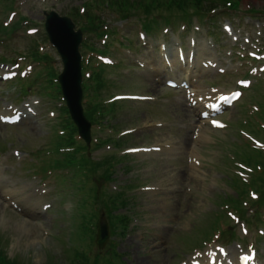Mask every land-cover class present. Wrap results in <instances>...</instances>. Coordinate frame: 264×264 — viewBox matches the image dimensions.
Returning <instances> with one entry per match:
<instances>
[{"label": "rangeland", "instance_id": "rangeland-1", "mask_svg": "<svg viewBox=\"0 0 264 264\" xmlns=\"http://www.w3.org/2000/svg\"><path fill=\"white\" fill-rule=\"evenodd\" d=\"M238 1L124 12L116 0H0L2 259L211 264L235 249L234 261L264 264V0ZM51 11L83 32L92 149L59 88Z\"/></svg>", "mask_w": 264, "mask_h": 264}, {"label": "water", "instance_id": "water-1", "mask_svg": "<svg viewBox=\"0 0 264 264\" xmlns=\"http://www.w3.org/2000/svg\"><path fill=\"white\" fill-rule=\"evenodd\" d=\"M46 28L51 42L57 48L64 63V71L59 80L72 118L79 129L81 137L89 144L92 139L91 122L86 118L83 110V74L82 56L79 46L82 33L76 32L74 22L68 17H61L56 12L47 16ZM109 239V225L103 214L99 222L97 244L104 248Z\"/></svg>", "mask_w": 264, "mask_h": 264}, {"label": "trees", "instance_id": "trees-1", "mask_svg": "<svg viewBox=\"0 0 264 264\" xmlns=\"http://www.w3.org/2000/svg\"><path fill=\"white\" fill-rule=\"evenodd\" d=\"M117 3H114V5L118 8H123L124 12H129V11H136L139 7L143 8L144 4L147 3V6H151V5H155L157 6L155 1L158 0H152V1H147V0H140V2H136L138 4L135 3V1H130V0H116ZM119 1V3H118ZM186 1V2H185ZM232 2L233 8H237L240 5V1L238 0H230L229 2ZM171 2H178L180 8L182 9V11L186 10L187 8H189V5L191 4L194 7H197V5L201 2V0H171ZM126 7V9H125ZM128 7V9H127ZM93 23V20L91 21ZM147 28V27H146ZM100 104V103H99ZM104 109V108H103ZM99 110H101L100 106H94L91 111H89V117L93 119L94 114H96ZM73 125V124H72ZM74 126V125H73ZM76 129V128H75ZM77 131V130H76ZM71 139H69L68 141H70ZM105 163V162H104ZM100 166V165H97ZM3 256H0V264H14L12 261H8L5 259H2Z\"/></svg>", "mask_w": 264, "mask_h": 264}, {"label": "bare ground", "instance_id": "bare-ground-1", "mask_svg": "<svg viewBox=\"0 0 264 264\" xmlns=\"http://www.w3.org/2000/svg\"><path fill=\"white\" fill-rule=\"evenodd\" d=\"M168 51V50H167ZM167 51H165L166 53H168ZM209 105H211L210 107L212 108L213 106H212V103H210V102H207ZM27 116H29V115H27V112H23L22 113V117H27ZM21 122H22V120H21ZM15 194H16V192L15 191H10V190H8V191H5V193L3 194L4 196H5V198L7 199H11L12 201H13V203H15V204H17V205H20L21 203H22V199H20L19 197H18V194H16V196H15ZM14 197H16V198H14ZM1 208H0V212L3 210V209H5V206H4V204H2V206H0ZM30 208V210L28 209V208H22L23 210H24V212H26L27 214H30V215H35V216H38L37 214H36V210H35V208H32V207H29ZM24 222H26V221H24ZM24 224V223H23ZM24 225H27V224H24ZM235 255H236V250L234 249H232L228 254H227V258L224 260L225 262H223L222 260H220V259H215L214 261H210V263L211 264H244V262L243 261H241L240 259H239V262H237V260L236 261H234L233 259H234V257H235ZM189 264H192V263H189ZM248 264H252V263H248Z\"/></svg>", "mask_w": 264, "mask_h": 264}]
</instances>
